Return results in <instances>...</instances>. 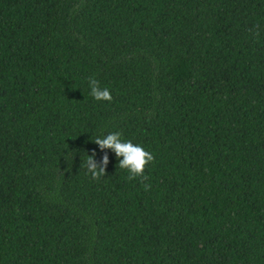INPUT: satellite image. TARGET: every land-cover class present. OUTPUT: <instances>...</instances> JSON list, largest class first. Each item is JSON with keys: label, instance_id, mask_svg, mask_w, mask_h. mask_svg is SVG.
I'll use <instances>...</instances> for the list:
<instances>
[{"label": "trees", "instance_id": "16d2710c", "mask_svg": "<svg viewBox=\"0 0 264 264\" xmlns=\"http://www.w3.org/2000/svg\"><path fill=\"white\" fill-rule=\"evenodd\" d=\"M0 264H264V0H0Z\"/></svg>", "mask_w": 264, "mask_h": 264}, {"label": "clouds", "instance_id": "9594fccd", "mask_svg": "<svg viewBox=\"0 0 264 264\" xmlns=\"http://www.w3.org/2000/svg\"><path fill=\"white\" fill-rule=\"evenodd\" d=\"M90 94L97 101H109L111 102L113 97L110 90L107 87L101 88L97 79L90 77L88 80ZM93 142L99 145L100 149H112L118 160V167L127 170L129 173L128 179L134 180L141 178L142 186L145 190H150L151 185L144 183L149 179L145 175L146 167L154 161V156L151 152L145 150L144 147L134 144L132 141H124L121 139V133L112 132L103 137H96ZM95 151L93 150L91 155L87 154V158L84 159L83 166L86 167L87 173L90 174L93 180L99 181L106 175V167L109 163L108 155L105 154L102 159V163H97L94 159Z\"/></svg>", "mask_w": 264, "mask_h": 264}]
</instances>
